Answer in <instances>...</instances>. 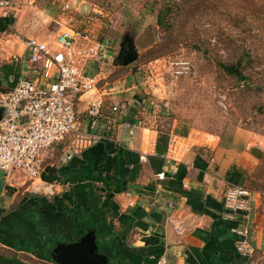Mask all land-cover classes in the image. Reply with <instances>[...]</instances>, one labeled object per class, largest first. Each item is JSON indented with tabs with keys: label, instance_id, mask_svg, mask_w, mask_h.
Here are the masks:
<instances>
[{
	"label": "crops",
	"instance_id": "0c3cea01",
	"mask_svg": "<svg viewBox=\"0 0 264 264\" xmlns=\"http://www.w3.org/2000/svg\"><path fill=\"white\" fill-rule=\"evenodd\" d=\"M65 3L68 9L62 8ZM17 4L12 18L0 20L5 83L0 88H12L19 79L45 83L42 62H29L24 42L37 38L53 46L65 29L89 34V45L99 49L102 59L88 70H101L104 79L96 94L73 99L82 131L93 141L72 151L69 138L43 159L42 180L54 195L31 192L23 176L0 172V264H54L53 244L73 243L88 231L95 233L108 264H157L161 259L165 264H264V192H252L250 258L236 251L237 222L224 218L225 189L242 186L258 161L254 149L246 147L251 145L248 133L239 136L243 142L233 135V144L225 145L217 134L180 135L163 131L162 118H143L149 103L102 73L111 46L108 40H93V26L99 23H93L98 19L92 0ZM118 50L112 66L119 69L124 66L117 62ZM161 133L168 140L162 169L155 173L149 158L157 156Z\"/></svg>",
	"mask_w": 264,
	"mask_h": 264
},
{
	"label": "rangeland",
	"instance_id": "374dc122",
	"mask_svg": "<svg viewBox=\"0 0 264 264\" xmlns=\"http://www.w3.org/2000/svg\"><path fill=\"white\" fill-rule=\"evenodd\" d=\"M92 1L93 23H99L93 40L111 46L101 65L108 80H120L131 96L149 103L143 118H162L163 131L213 133L225 145L233 144V135L243 142L239 136L248 133L246 147L258 161L242 186L264 192V0ZM124 39L137 59L114 68ZM239 61L243 80L219 66Z\"/></svg>",
	"mask_w": 264,
	"mask_h": 264
},
{
	"label": "built area",
	"instance_id": "2783aa9c",
	"mask_svg": "<svg viewBox=\"0 0 264 264\" xmlns=\"http://www.w3.org/2000/svg\"><path fill=\"white\" fill-rule=\"evenodd\" d=\"M17 1L0 0L1 19L15 15ZM62 8L69 5L65 3ZM89 42V34L72 29L57 34L54 48L37 38L27 39L24 47L28 60L31 64L42 62L46 82L19 79L9 91H0V106L5 109L0 120V172L23 176L31 192L54 195L53 187L42 180L43 159L54 146L73 138L70 149L78 151L93 141L82 131L73 103L75 96L96 94L101 80L99 73L90 74L88 70L90 63L102 59L99 49ZM112 110L116 112L117 107ZM140 159L145 161L144 156ZM155 178L163 179V174ZM222 200L224 218L238 224L234 231L236 251L250 258L254 253L249 226L253 194L243 186L231 185Z\"/></svg>",
	"mask_w": 264,
	"mask_h": 264
},
{
	"label": "water",
	"instance_id": "95a60500",
	"mask_svg": "<svg viewBox=\"0 0 264 264\" xmlns=\"http://www.w3.org/2000/svg\"><path fill=\"white\" fill-rule=\"evenodd\" d=\"M126 47V48H125ZM137 59V53L132 42L124 39L119 44L117 62L126 66ZM0 77V87L2 83ZM5 85V83H4ZM5 109L0 106V120ZM50 258L54 264H108V257L99 252L95 233L88 231L73 243H55L52 246Z\"/></svg>",
	"mask_w": 264,
	"mask_h": 264
},
{
	"label": "trees",
	"instance_id": "16d2710c",
	"mask_svg": "<svg viewBox=\"0 0 264 264\" xmlns=\"http://www.w3.org/2000/svg\"><path fill=\"white\" fill-rule=\"evenodd\" d=\"M2 21V19H0ZM10 23V22H9ZM157 23L159 26L164 27V17L162 13H159L157 17ZM7 24H4L3 27H5ZM220 68L227 73L228 75L236 77L238 80H243L245 77L242 73V66L240 61L236 62L234 64H219ZM11 88L10 87H2L0 88V91L6 92L9 91ZM168 140V135L166 133H161L159 134L156 142V151H157V156L156 157H151L149 158V163L155 173H159L162 169L163 166V160L160 158L161 155L165 152L166 150V144ZM239 184H243L242 182H239ZM100 253H102L99 250Z\"/></svg>",
	"mask_w": 264,
	"mask_h": 264
},
{
	"label": "flooded vegetation",
	"instance_id": "af4514ba",
	"mask_svg": "<svg viewBox=\"0 0 264 264\" xmlns=\"http://www.w3.org/2000/svg\"><path fill=\"white\" fill-rule=\"evenodd\" d=\"M126 48V47H125Z\"/></svg>",
	"mask_w": 264,
	"mask_h": 264
}]
</instances>
